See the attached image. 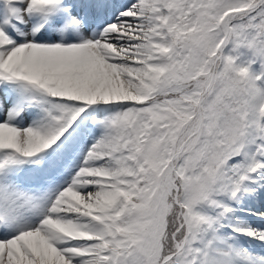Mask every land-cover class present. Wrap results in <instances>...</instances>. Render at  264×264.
Instances as JSON below:
<instances>
[{
    "label": "snow or ice",
    "instance_id": "1",
    "mask_svg": "<svg viewBox=\"0 0 264 264\" xmlns=\"http://www.w3.org/2000/svg\"><path fill=\"white\" fill-rule=\"evenodd\" d=\"M0 264H264V0H0Z\"/></svg>",
    "mask_w": 264,
    "mask_h": 264
}]
</instances>
